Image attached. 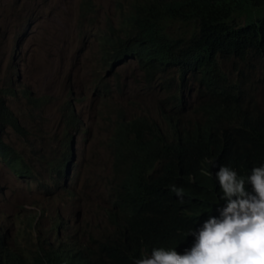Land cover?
I'll use <instances>...</instances> for the list:
<instances>
[{"label": "trees", "instance_id": "1", "mask_svg": "<svg viewBox=\"0 0 264 264\" xmlns=\"http://www.w3.org/2000/svg\"><path fill=\"white\" fill-rule=\"evenodd\" d=\"M90 5L83 0V7ZM118 21L103 38V62L112 66L135 59L146 83L162 79L159 85L169 95L161 102L160 121L117 116L111 203L105 211L108 235L86 252L66 247L75 264H101L107 244L106 264H134L152 247L184 254L196 243L189 230H198L197 221L203 227L210 216L219 218L218 209L225 206L216 179L220 167H230L240 178L264 165V107L253 103L245 87V69L264 70V0H129ZM168 72L173 77L160 78ZM189 81L196 83L191 90L198 119L181 111ZM6 94L0 88V159L19 177L32 178L33 168L4 139L7 128L27 136ZM77 122L67 103L61 159L51 161L57 175L74 164L69 130ZM173 185L183 190V203ZM246 191L255 195L251 184ZM10 251L0 239V262L2 256L14 257ZM58 252L46 259L59 257Z\"/></svg>", "mask_w": 264, "mask_h": 264}, {"label": "rangeland", "instance_id": "2", "mask_svg": "<svg viewBox=\"0 0 264 264\" xmlns=\"http://www.w3.org/2000/svg\"><path fill=\"white\" fill-rule=\"evenodd\" d=\"M128 2L91 0L83 7V0H0V88L27 131L22 138L8 128L4 139L34 170L32 178L19 177L0 159V234L9 246L33 250L42 237L55 240L51 229L57 221L68 229L59 231L60 239L71 231L81 242L96 235L106 226L111 203L117 116L161 120V102L169 95L159 85L162 79L147 84L135 59L112 66L102 60L108 26L118 25ZM245 76L247 95L263 108L264 71L245 69ZM195 86L189 81L183 87L181 111L190 118L196 117ZM67 103L78 120L69 130L74 164L54 185L51 161L62 155ZM33 218L35 231L28 225Z\"/></svg>", "mask_w": 264, "mask_h": 264}, {"label": "clouds", "instance_id": "3", "mask_svg": "<svg viewBox=\"0 0 264 264\" xmlns=\"http://www.w3.org/2000/svg\"><path fill=\"white\" fill-rule=\"evenodd\" d=\"M259 103L258 101L254 102L257 106ZM193 114L196 119L199 118L194 110ZM69 172L70 170L67 171V174H63V172L61 174L66 177ZM60 175L56 174L55 179L59 180ZM216 179L221 186L223 195L220 199L225 202V206L218 209L219 218L210 216L203 227L197 221L195 226L198 230H189L188 235L196 238V243L191 250H186L184 254H178L175 249L165 250L153 247L148 250L143 249L142 258H140V254L134 259V264H264V165L254 167L251 170V175L240 178H238L237 172L230 167L221 166L216 173ZM111 181L109 179L110 188ZM246 184L253 186L255 195L246 191ZM61 187H64L63 184ZM171 191L175 192L183 203V190L173 185ZM35 221L36 218L28 220L32 231H35ZM53 227L51 231L56 239L49 240L41 236L40 244L33 250L16 249L9 246L5 241V233H1L0 239H2L3 245L9 250L17 252L10 251L14 254L10 260L8 257L2 256L0 264H36L40 260L38 264H75L73 254L67 252L66 247L73 246L76 250L86 252V248H96L98 242L104 240L108 235L105 233L108 230L105 226L94 236L88 234L89 238L84 242L77 238V231H71L66 234L64 239H60L59 231L68 230L67 226L63 225L61 221H57L54 222ZM107 247L108 244L102 252L101 264H106ZM56 249L59 250V257L46 259V254Z\"/></svg>", "mask_w": 264, "mask_h": 264}]
</instances>
